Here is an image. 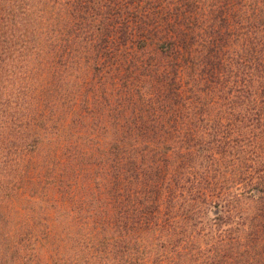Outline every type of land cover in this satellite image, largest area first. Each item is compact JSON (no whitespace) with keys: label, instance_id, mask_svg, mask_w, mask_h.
Instances as JSON below:
<instances>
[{"label":"trees","instance_id":"16d2710c","mask_svg":"<svg viewBox=\"0 0 264 264\" xmlns=\"http://www.w3.org/2000/svg\"><path fill=\"white\" fill-rule=\"evenodd\" d=\"M32 244L264 264V0H0V246Z\"/></svg>","mask_w":264,"mask_h":264},{"label":"rangeland","instance_id":"374dc122","mask_svg":"<svg viewBox=\"0 0 264 264\" xmlns=\"http://www.w3.org/2000/svg\"><path fill=\"white\" fill-rule=\"evenodd\" d=\"M17 253L16 257L8 259L9 255ZM0 264H52V259L47 255V249L30 246L8 248L0 246ZM65 264H71L66 261Z\"/></svg>","mask_w":264,"mask_h":264}]
</instances>
